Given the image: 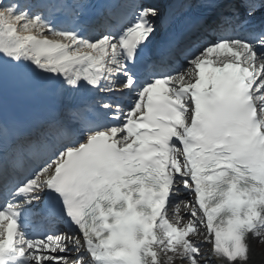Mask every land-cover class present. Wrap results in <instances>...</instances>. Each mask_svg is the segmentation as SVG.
I'll return each instance as SVG.
<instances>
[{"label":"snow or ice","instance_id":"1","mask_svg":"<svg viewBox=\"0 0 264 264\" xmlns=\"http://www.w3.org/2000/svg\"><path fill=\"white\" fill-rule=\"evenodd\" d=\"M94 7L0 0V264H201L204 244L249 264L264 243V0H118V28L93 36ZM238 29L254 35L223 34ZM17 91L65 109L22 122ZM181 202L187 223L170 222Z\"/></svg>","mask_w":264,"mask_h":264},{"label":"bare ground","instance_id":"2","mask_svg":"<svg viewBox=\"0 0 264 264\" xmlns=\"http://www.w3.org/2000/svg\"><path fill=\"white\" fill-rule=\"evenodd\" d=\"M204 236L200 237L197 242L203 241ZM252 243V253L249 264H264V243H260L256 240L251 241ZM163 258V257H162ZM201 264L206 262V264H222V260L215 256L212 252V245L204 244L202 249ZM167 264V259L164 260ZM172 264H183L180 258L174 259Z\"/></svg>","mask_w":264,"mask_h":264}]
</instances>
